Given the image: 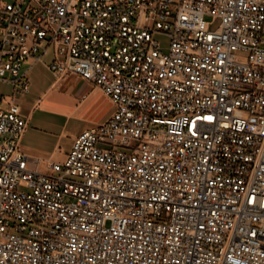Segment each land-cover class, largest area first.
<instances>
[{
    "label": "built area",
    "instance_id": "obj_1",
    "mask_svg": "<svg viewBox=\"0 0 264 264\" xmlns=\"http://www.w3.org/2000/svg\"><path fill=\"white\" fill-rule=\"evenodd\" d=\"M49 55L115 110L41 171ZM0 84V264H264V0H0Z\"/></svg>",
    "mask_w": 264,
    "mask_h": 264
},
{
    "label": "crops",
    "instance_id": "obj_2",
    "mask_svg": "<svg viewBox=\"0 0 264 264\" xmlns=\"http://www.w3.org/2000/svg\"><path fill=\"white\" fill-rule=\"evenodd\" d=\"M51 61L49 55L41 62L26 64L30 89L15 93L28 120L21 148L41 159V171H46L45 161L65 162L77 137L107 121L115 110L109 97L81 77L72 74L57 80L49 69ZM0 86V101L14 93L12 85Z\"/></svg>",
    "mask_w": 264,
    "mask_h": 264
},
{
    "label": "rangeland",
    "instance_id": "obj_3",
    "mask_svg": "<svg viewBox=\"0 0 264 264\" xmlns=\"http://www.w3.org/2000/svg\"><path fill=\"white\" fill-rule=\"evenodd\" d=\"M206 19H207L208 21L212 20L210 17H207ZM155 38H156L157 40H159V41L162 43L163 50H164V52H166V51H167V47H168V45H169V40H168L166 37H164V36H162V35H159V34H157V35L155 36ZM0 91H1V86H0Z\"/></svg>",
    "mask_w": 264,
    "mask_h": 264
}]
</instances>
